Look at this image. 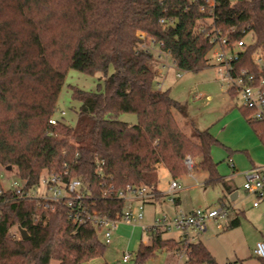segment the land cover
<instances>
[{
  "label": "trees",
  "instance_id": "obj_1",
  "mask_svg": "<svg viewBox=\"0 0 264 264\" xmlns=\"http://www.w3.org/2000/svg\"><path fill=\"white\" fill-rule=\"evenodd\" d=\"M215 31L230 43L243 40L235 69L257 73L264 0H0V165L15 167L26 182L21 192L0 183V264H80L104 251L98 228L76 221L66 201L45 206L26 195L44 172L81 180L88 192L82 204L111 218L124 205L119 190L143 186L151 194L144 203L152 202L160 195L157 168L175 180L188 171V156L199 157L205 183L230 189L211 155L218 140L208 129L182 131L173 110L186 118L185 108L155 84L158 53L150 48L169 55L177 69L197 72L208 65ZM68 68L104 73L103 91L71 86L80 103L74 126L64 114L54 116ZM239 109L264 144V122ZM121 112L135 113L136 123L120 120ZM239 223L234 217L224 229ZM12 227L27 236H13ZM164 232L145 233L148 244L140 245L134 264L162 250H185L180 264L214 263L201 241Z\"/></svg>",
  "mask_w": 264,
  "mask_h": 264
},
{
  "label": "rangeland",
  "instance_id": "obj_2",
  "mask_svg": "<svg viewBox=\"0 0 264 264\" xmlns=\"http://www.w3.org/2000/svg\"><path fill=\"white\" fill-rule=\"evenodd\" d=\"M156 52V46H150ZM214 45L207 53L208 65L192 72L182 71L173 65L169 55H160L154 64L155 84L162 82L161 89L179 101L185 108L187 117L183 118L178 110H173L174 117L186 135L195 127L208 129L218 140L211 148V155L217 162V172L230 186L223 183H205L206 173L197 169L199 157H190L193 170L175 178L178 187L170 191V182L174 179L163 167L157 168V189L160 195L152 202L143 204V219L135 226L120 222L111 236V243L106 244L102 255L80 264H134L141 241L148 244L146 234L141 236L140 224L151 225L154 217H172L177 212H189L193 209H211L225 206L229 210L228 218L208 220L205 231L189 230L193 241H201L213 257V264H259L253 254L255 244L264 240V198L254 207L256 200L253 193L243 188L244 172L264 166V144L253 132L242 115L240 94H230L222 80L223 72L215 63ZM111 68L108 70V73ZM104 73L95 71L87 73L68 68L56 102L54 116L74 126L77 120L79 101L71 98V86L86 91H103ZM118 118L128 123H136L137 117L132 112H121ZM192 140L196 138L192 136ZM254 166V167H253ZM197 169V170H196ZM0 183L2 188H14L22 185V180L15 167L7 169L0 165ZM40 190L37 191V193ZM236 192L234 200L230 199ZM238 217L236 227L224 229L227 222ZM218 225V226H217ZM15 227L11 228L15 232ZM181 231L171 228L163 237L180 239ZM101 238V236H100ZM128 252L130 259L122 262L123 252ZM185 256L179 257L175 252L157 251L147 257L141 264H180ZM50 264H58L51 260ZM200 264H209L202 262ZM264 264V261H263Z\"/></svg>",
  "mask_w": 264,
  "mask_h": 264
},
{
  "label": "built area",
  "instance_id": "obj_3",
  "mask_svg": "<svg viewBox=\"0 0 264 264\" xmlns=\"http://www.w3.org/2000/svg\"><path fill=\"white\" fill-rule=\"evenodd\" d=\"M163 22V19L160 20ZM142 36V34H141ZM211 42L218 46V50L214 52L215 63L219 66V72H223L222 80L226 83L227 89L235 90L242 97V106L251 109L249 118L254 121L264 122V60L259 53L253 56V62L257 65V73H252L248 69L236 70L234 64L239 60L240 51L245 49L243 40H237L232 43L228 42L224 36L219 34V31L212 32ZM142 47H146L144 44ZM151 48V47H150ZM158 56L167 54L159 48L156 49ZM162 82L157 83V87L161 88ZM60 114H64L63 111ZM51 124L55 123V119L49 120ZM184 163L188 170L192 172L193 161L186 157ZM245 181L243 188L253 193L256 200L252 203L254 207L258 206L259 202L264 198V166L254 168L244 172ZM175 180L170 182V191L178 187ZM26 182L22 181V185L15 186L17 192L24 190ZM85 184L77 179L57 173L44 172L39 177L36 186L29 188L26 191L27 196L38 198L43 205L48 206L52 203L66 201L67 206L72 209L71 216L76 221H89L95 225L100 233L101 240L108 244L110 243L113 231L120 222L126 224H136L143 219V204L145 198L151 196L145 187L133 189L127 186V192L121 190L117 195L124 199L122 210L114 218L98 213L95 210H88L82 200L87 195ZM40 190L38 193L37 191ZM229 210L225 206L211 209H193L189 212H177L172 217L156 216L151 225H141L143 234L146 232H156L158 230L177 229L181 232L188 230L205 231L208 220H220L228 218ZM218 226V225H217ZM13 236L20 237L17 230L13 232ZM186 242L188 240L184 239ZM145 242L141 241V245ZM253 254L260 259H264V240H260L255 244ZM179 257L185 256V250L177 253ZM130 255L128 252H123L122 262H128Z\"/></svg>",
  "mask_w": 264,
  "mask_h": 264
},
{
  "label": "crops",
  "instance_id": "obj_4",
  "mask_svg": "<svg viewBox=\"0 0 264 264\" xmlns=\"http://www.w3.org/2000/svg\"><path fill=\"white\" fill-rule=\"evenodd\" d=\"M159 167H161V165L159 166ZM158 167V168H159ZM254 167V166H253ZM233 194V193H232ZM229 222V221H228ZM119 225V224H118ZM118 225H117V227H118ZM141 225L142 224H140L139 225V227H140V229H141ZM132 226H135V224H132ZM117 227H116V229L115 230H117ZM114 232V231H113ZM165 233V232H164ZM163 233V234H164ZM113 234V233H112ZM163 234H162V236H163ZM143 235V232H142V229H141V236ZM165 238V237H164ZM180 239H186V240H188L189 242H192L193 241V236L191 235V233L189 232V230L187 231V232H182V235L180 236ZM110 243H111V240H110ZM109 243V244H110ZM125 263H127V262H125Z\"/></svg>",
  "mask_w": 264,
  "mask_h": 264
},
{
  "label": "water",
  "instance_id": "obj_5",
  "mask_svg": "<svg viewBox=\"0 0 264 264\" xmlns=\"http://www.w3.org/2000/svg\"><path fill=\"white\" fill-rule=\"evenodd\" d=\"M6 168L7 169H10V166H7ZM235 197H236V192H234L233 194H231L230 199L231 200H234ZM19 233H20L21 238H24V237L27 236V233H26V231L24 229H19Z\"/></svg>",
  "mask_w": 264,
  "mask_h": 264
}]
</instances>
